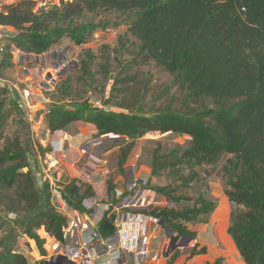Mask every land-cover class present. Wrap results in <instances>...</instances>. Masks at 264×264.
I'll return each instance as SVG.
<instances>
[{
	"label": "trees",
	"instance_id": "obj_1",
	"mask_svg": "<svg viewBox=\"0 0 264 264\" xmlns=\"http://www.w3.org/2000/svg\"><path fill=\"white\" fill-rule=\"evenodd\" d=\"M43 0H0V26L18 30L16 44L25 53L40 55L69 37L77 45L88 42L99 28L92 22L79 23L87 13L113 11L126 19L129 32L140 40L137 58L122 65L117 77L118 91L128 92L135 67L152 61L174 77L173 85L181 96H174L181 109L148 113V107L135 93L127 101L114 104L123 111L89 107H56L47 115L51 134L73 122L95 125L97 136L123 137L118 167L124 166L136 141L150 132H176L191 137L184 148L161 147L152 152L150 173L160 176L165 170L213 165L227 155L222 170L227 181L225 193L238 209L232 214L228 235L245 264H264V0H61L60 5L42 6ZM0 89V204L9 212L23 213V234L36 243L41 256H47V239H65L67 217L51 203L49 183L38 189L28 149L18 134L6 135L11 123H25L17 98L3 97ZM123 94V93H121ZM110 98L106 100L108 105ZM48 150H43L45 154ZM192 179V176L191 178ZM189 181L186 182V185ZM114 184L109 180V190ZM168 188L156 190L171 198ZM76 209L83 198L94 195L90 184L73 185L65 190ZM216 203L200 194L192 207H155L149 215L159 218L166 231L196 237L187 224L209 215ZM1 219V217H0ZM4 218L0 231L10 227ZM112 231V218L100 225ZM206 247L190 251L189 257L206 254ZM175 253L166 264H173ZM39 260L36 264H46ZM218 257L207 264H223ZM0 264H29L27 257L0 239Z\"/></svg>",
	"mask_w": 264,
	"mask_h": 264
},
{
	"label": "rangeland",
	"instance_id": "obj_2",
	"mask_svg": "<svg viewBox=\"0 0 264 264\" xmlns=\"http://www.w3.org/2000/svg\"><path fill=\"white\" fill-rule=\"evenodd\" d=\"M5 1L14 2L16 0ZM40 3L41 1L35 10L44 5H40ZM55 4L60 5L61 0H48L46 5ZM78 21L79 23L101 24L107 28L97 29L88 42L81 45L75 44L69 37H64L51 46L46 52L50 54V57H53V54L54 57L57 54H62L66 60H71L53 91L41 90L40 92L43 80L41 72L36 69L29 71L22 69L13 49L17 35L11 36V39L6 41L0 89L1 87L7 89L3 97H7V99L17 98L22 107L21 118L25 122L22 124L11 123L6 128V135L18 134L24 146L27 147L28 156L33 166V175L39 190L43 188L46 182H49L50 186V179L45 178L46 173L42 169H48L52 163V160H49L43 153V150L49 149L45 144L51 137L47 126V115L51 109L61 106L67 108L76 106L85 109L89 107L104 108L118 112L123 111V109L114 104L122 102V96H125L128 101L135 93L144 101L149 114L158 110L169 109V106L172 111L181 109L178 101L170 104L174 96H181V93L172 86L174 77L152 61L143 63L129 72L135 76L133 79L135 83L129 84L128 92L118 91L120 87L116 85L117 77L119 78L118 73L123 64L137 58L141 44L140 40L129 32V26L124 17L113 11H99L95 14L85 12ZM26 87L32 91L30 107H27L22 98L23 89ZM108 98H110V102L105 105ZM103 137L105 140L100 145V151L108 160L106 166L102 165L103 168L109 170L107 179L112 178L116 181L120 178L123 183L122 193H124L125 175L129 165L134 163L137 176L145 178L147 187L156 193V201L153 202L150 210L155 207L176 209L192 207L194 199L202 193L216 203V209L211 214L201 215L199 221L191 222V228L197 234L195 238L183 237L173 232L174 239V236H168L163 228L155 232V225L148 223L144 235L150 237L149 241L152 244L148 259L144 264H166L174 252L180 254L179 258L185 259V264L187 260L192 258H200L199 261L196 259L195 264H207L208 261L213 262L218 257L224 259L223 264H244L227 233L230 218L238 209L225 193L227 177L222 167L228 158L227 155L222 156L213 165L196 166L194 170L190 168L167 169L160 176L154 177L150 174L153 150L159 147L162 149L184 148L190 144V136L176 132L161 133L158 131L146 134L136 141V146L125 164L124 171L118 167L116 157V154L120 153L124 138L111 134ZM3 144L4 141L0 140V149ZM87 160L84 157L79 163V172H76L75 169L76 171H73L72 175L66 173L59 181L54 180V183L64 187V190L77 185L80 178L84 176L82 169ZM112 167L115 169L112 170ZM37 173L41 174L38 175ZM191 176L192 179H190ZM188 181L189 184L186 185ZM84 183L90 184L88 180H85ZM164 187L168 188L167 191L175 197L180 198L179 201L174 202L156 190V188ZM1 199L2 196H0V201ZM0 217V222L4 218L15 221L7 229L0 231V239L6 236L9 246L24 254L29 264H36L42 259L49 261L56 255L59 250L56 242L49 240V243L45 244L48 253L46 257H43L36 243L23 234L20 225L24 219L23 213L9 212L0 204ZM38 232L44 234L43 230ZM154 234L157 236L156 240L152 238ZM214 238L218 241H215ZM194 246H197V249L205 246L206 254L189 257Z\"/></svg>",
	"mask_w": 264,
	"mask_h": 264
},
{
	"label": "built area",
	"instance_id": "obj_3",
	"mask_svg": "<svg viewBox=\"0 0 264 264\" xmlns=\"http://www.w3.org/2000/svg\"><path fill=\"white\" fill-rule=\"evenodd\" d=\"M47 1H41L40 5L46 6ZM18 33L13 27L0 26V79L6 41ZM13 49L24 71L36 69L41 72L43 80L40 92L53 91L64 69L71 63V60H66L62 54L55 57L53 54V57H50L46 52L40 55L25 53L17 46L16 41ZM31 97V89L24 88L22 98L27 107L31 106ZM58 132L63 134V130ZM103 140L102 136H84L79 141L80 153L88 160L82 169L84 176L77 185H81L85 180L93 187L101 181L106 184L109 170L102 166L108 163L104 153L100 151ZM54 162L57 163V160ZM139 177L135 172V164L131 163L125 175V191L115 202H102L98 196L100 192L96 188L94 195L83 198V210L74 208L67 199L65 190L50 181L51 203L67 217V224L63 228L65 239L59 242V250L53 259L62 255L74 264H144L152 244L150 237L144 235L147 224H154L155 232L163 227L159 218L148 214L156 201V193L147 187L145 178ZM110 217L113 229L104 233L100 225L105 218ZM152 238L156 240L157 236L154 234Z\"/></svg>",
	"mask_w": 264,
	"mask_h": 264
},
{
	"label": "crops",
	"instance_id": "obj_4",
	"mask_svg": "<svg viewBox=\"0 0 264 264\" xmlns=\"http://www.w3.org/2000/svg\"><path fill=\"white\" fill-rule=\"evenodd\" d=\"M96 133H97L96 127L92 123L77 121V122H73L70 125H68L63 130V134L59 132L56 134H51L50 135L51 137H49V139L47 140V143L45 144L46 147L49 148L48 151L45 153V155L46 157H48L49 160L50 159L52 160V163L50 164V167L48 169H45V170L42 169L46 173L45 178L46 179L49 178L50 181L54 182V180L59 181L66 173L69 175H72L73 171L77 170L76 172H79L78 171L79 163L84 158L82 154L80 153V149L78 146L79 141L84 136L86 137L97 136ZM118 155L119 154H116L117 159H118ZM54 160H57V163L53 162ZM117 163H118V160H117ZM31 167L33 169L32 164H31ZM114 169L115 168L112 167V170ZM106 180H107L106 184H103L101 181V182L96 183L95 187H93L92 185L91 186L94 190V193H96L95 189L96 188L98 189L97 191H99L100 194L98 192L97 193H98L99 199L102 202H115L118 199V197L121 196L122 191H123L122 180L119 178L116 181H114L112 180V178L107 179V177H106ZM109 180H111L114 184L113 191L109 190ZM60 187L64 189V187L62 186ZM187 226L191 231H193L191 228V223H188ZM41 230H43L44 234H41L40 232V235L47 239V243H49V240H52L53 242H56L57 244H59V242L53 239L52 237H50L44 231V229H41ZM199 231H201V229H199ZM214 239L215 241H218L216 238ZM196 259H198L199 261L200 258L189 259L187 260L186 264H195ZM184 262H185V259L183 260V258L181 257V258H178L173 264H185ZM208 262H211V261H208Z\"/></svg>",
	"mask_w": 264,
	"mask_h": 264
},
{
	"label": "water",
	"instance_id": "obj_5",
	"mask_svg": "<svg viewBox=\"0 0 264 264\" xmlns=\"http://www.w3.org/2000/svg\"><path fill=\"white\" fill-rule=\"evenodd\" d=\"M172 233H173L172 231H166V234L168 236H170V235L174 236ZM174 239H175V236H174ZM46 264H74V263L72 261H69L66 257L59 255L55 259H51V260L47 261Z\"/></svg>",
	"mask_w": 264,
	"mask_h": 264
}]
</instances>
